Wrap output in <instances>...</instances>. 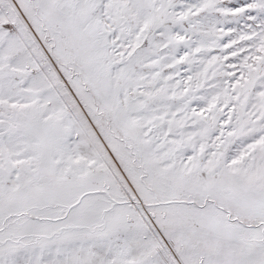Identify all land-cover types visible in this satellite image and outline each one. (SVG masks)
Segmentation results:
<instances>
[{
	"label": "snow or ice",
	"instance_id": "obj_1",
	"mask_svg": "<svg viewBox=\"0 0 264 264\" xmlns=\"http://www.w3.org/2000/svg\"><path fill=\"white\" fill-rule=\"evenodd\" d=\"M0 264H264V0H0Z\"/></svg>",
	"mask_w": 264,
	"mask_h": 264
}]
</instances>
